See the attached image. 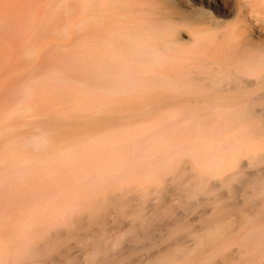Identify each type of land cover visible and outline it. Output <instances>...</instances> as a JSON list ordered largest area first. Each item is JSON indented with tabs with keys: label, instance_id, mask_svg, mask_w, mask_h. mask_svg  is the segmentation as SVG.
<instances>
[{
	"label": "rangeland",
	"instance_id": "obj_1",
	"mask_svg": "<svg viewBox=\"0 0 264 264\" xmlns=\"http://www.w3.org/2000/svg\"><path fill=\"white\" fill-rule=\"evenodd\" d=\"M77 19L78 0H0V264H264L249 236L264 203L234 176L264 170L247 156L259 111L200 110L174 88L154 113L102 119ZM226 141L219 170L196 150Z\"/></svg>",
	"mask_w": 264,
	"mask_h": 264
},
{
	"label": "bare ground",
	"instance_id": "obj_2",
	"mask_svg": "<svg viewBox=\"0 0 264 264\" xmlns=\"http://www.w3.org/2000/svg\"><path fill=\"white\" fill-rule=\"evenodd\" d=\"M76 27V42L90 48L89 107L103 110L102 119L118 122L123 114H148L164 104L167 90L185 89L200 110H237L238 116L246 114L250 120L259 111L262 124H250L251 131L254 139L264 136V0H78ZM237 139L234 135L233 143ZM42 141L32 143L39 147ZM256 141L250 152L242 153L249 152L254 167L264 161V147ZM226 142L216 147L209 142L196 150L208 151L210 163L219 170L224 165L218 166L216 159L235 157L233 143ZM234 176L264 203V170ZM260 235L264 236V225L253 226L249 236Z\"/></svg>",
	"mask_w": 264,
	"mask_h": 264
}]
</instances>
